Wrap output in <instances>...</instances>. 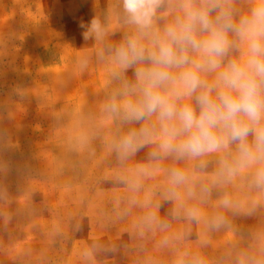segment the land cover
<instances>
[{
  "label": "rangeland",
  "instance_id": "1",
  "mask_svg": "<svg viewBox=\"0 0 264 264\" xmlns=\"http://www.w3.org/2000/svg\"><path fill=\"white\" fill-rule=\"evenodd\" d=\"M118 11L117 0H0V264L264 260V193L249 188L247 174L213 184L212 155L195 176L198 196L201 183L211 188L206 199H189L181 187L179 199L165 200V170L191 173L196 161L157 165L151 146L117 159L112 144L140 125L104 110L117 84L98 58L103 44L85 41L80 24L98 18L116 43ZM139 165L153 171L137 192L125 180L137 178ZM225 196L233 208L220 205ZM188 207L200 210L198 220Z\"/></svg>",
  "mask_w": 264,
  "mask_h": 264
},
{
  "label": "clouds",
  "instance_id": "2",
  "mask_svg": "<svg viewBox=\"0 0 264 264\" xmlns=\"http://www.w3.org/2000/svg\"><path fill=\"white\" fill-rule=\"evenodd\" d=\"M117 7L124 31L116 43L98 18L80 24L85 41L103 44L98 58L110 63L117 84L104 110L122 124L140 125L112 144L117 159L151 146L148 158L157 165L196 161L191 173L165 170V200L179 199L181 187L189 199H206L211 188L201 183L198 196L195 176L212 155L213 184L247 174L249 188L264 193V0H117ZM152 171L139 165L137 178L125 182L138 192L139 178ZM220 205L234 207L227 196ZM185 215L198 220L200 210L188 207ZM223 222L217 217L212 225Z\"/></svg>",
  "mask_w": 264,
  "mask_h": 264
}]
</instances>
